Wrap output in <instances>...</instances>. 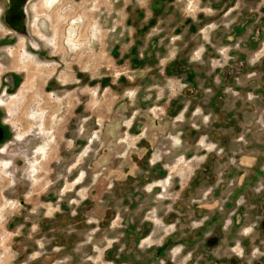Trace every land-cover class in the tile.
Wrapping results in <instances>:
<instances>
[{
  "label": "rangeland",
  "instance_id": "374dc122",
  "mask_svg": "<svg viewBox=\"0 0 264 264\" xmlns=\"http://www.w3.org/2000/svg\"><path fill=\"white\" fill-rule=\"evenodd\" d=\"M53 1L43 53L12 33L0 63V264H264V0H165L174 32L154 0ZM151 19L193 69L147 96L124 54Z\"/></svg>",
  "mask_w": 264,
  "mask_h": 264
},
{
  "label": "crops",
  "instance_id": "0c3cea01",
  "mask_svg": "<svg viewBox=\"0 0 264 264\" xmlns=\"http://www.w3.org/2000/svg\"><path fill=\"white\" fill-rule=\"evenodd\" d=\"M149 8L152 10L154 15H157L158 17H164L162 19V22L165 23L163 25L164 28L160 27L162 32H166L168 30L174 32L177 30V25H180L178 23L179 19L174 10L171 9L168 4H166L165 0L158 2L157 0H154ZM183 23L186 26L185 29L189 31L188 33L193 31L192 23L185 20ZM145 24L141 26V28H139L136 32V34L140 37L143 36L141 40H137V42H142L141 46L136 49L128 44L124 58L127 60L128 66L133 67V69L137 68V70H139V74L137 75V78L141 80L139 90L143 92V95L148 96L151 95V93L147 91L148 89L159 87L158 83H154L155 80L161 79L155 78L157 75L161 74L163 76H170V74H178V72L175 70V67L176 69L177 67H181L184 69V73L188 75L191 73L190 70L192 71L193 65L190 63V59L187 58V55L178 56L180 51L178 52L176 48L173 49L171 45L168 46V42L165 41L163 37H153V31L155 32V29L153 28L154 26H157L154 24V19L147 20ZM195 29H197L196 26L194 27V30ZM168 35L169 34H167V36ZM120 41L123 42V40ZM138 106L140 105L138 104ZM131 125V127L135 126L139 128L143 124L132 122Z\"/></svg>",
  "mask_w": 264,
  "mask_h": 264
},
{
  "label": "flooded vegetation",
  "instance_id": "af4514ba",
  "mask_svg": "<svg viewBox=\"0 0 264 264\" xmlns=\"http://www.w3.org/2000/svg\"><path fill=\"white\" fill-rule=\"evenodd\" d=\"M36 0H27L26 1V3L24 4V13H25V16L27 17V23L28 22H30L29 21V15H30V10H29V5L31 4V2H35ZM15 3H17L18 2V0H15L14 1ZM226 1L225 0H222L221 1V3H219L218 4V8H220L221 7V5L223 4V3H225ZM2 3H3V9H2V12L0 13V19H1V21H2V23L8 28V26H7V24H6V22H5V20H4V12L6 11V9H7V5H8V3H6V0H2ZM27 11H28V13H29V15H28V13H27ZM27 25V27H28V24H26ZM7 30H9V28L7 29ZM7 33H9V34H7L1 41H0V51H3V53L0 55V63H4V64H6V62L8 61L7 60V58L5 57V55H4V52H6L5 50L9 47V45L8 44H12L11 43V39H12V31L11 30H9V31H7ZM30 34V36L33 38V40H34V42H35V46L34 47H31V46H29L26 42H25V39H23V41H24V45H25V48L27 49L28 48V51L29 52H31V53H35L38 57H39V55H41L42 53H43V47H42V45L39 43V42H37V40H36V38L33 36V35H31V33H29ZM16 37V36H15ZM228 40V39H227ZM225 41V40H224ZM2 45V46H1ZM10 49H12V47H10ZM44 55L47 57V56H50V55H47L46 53H44ZM2 59V60H1ZM174 69V68H173ZM177 69H180L179 71V73H181V72H184V71H181V67H177ZM175 70H176V67H175ZM187 72V71H186ZM188 73V72H187ZM18 79H20V77L19 76H17V75H15L14 73H12V71H10V69L9 70H7L6 71V73H5V75L4 76H2L1 77V79H0V95H1V93H4V92H10V91H12V89L17 85V83H18ZM52 87H55V84L52 86ZM1 108V107H0ZM177 108H178V106L177 105H175L174 103H171V106H170V108H169V111H171V109L172 110H177ZM4 119H2V112H1V110H0V152H2V150L4 149L5 150V154H7V153H9V152H7L6 151V149L8 148V144H6L7 143V135L9 134V132H8V129L6 128V126L4 125V121H3ZM152 125H153V127H155L154 126V124L152 123ZM135 129H137V127H135ZM134 130V129H133ZM0 155H1V153H0ZM143 155H145V154H143ZM142 159L144 158V157H141ZM3 161V159L2 158H0V162H2ZM151 166H153V168L150 170V173L151 174H153V175H159V170H160V168H159V166H157V168H156V165L154 164V165H151ZM148 173H149V171H148ZM143 179H144V177H143ZM146 179V178H145ZM155 184V183H154ZM153 184V185H154ZM152 185V186H153ZM154 188H159V187H153L152 188V191H153V189ZM151 191V192H152ZM232 226H236V225H233V223H232ZM231 226V227H232Z\"/></svg>",
  "mask_w": 264,
  "mask_h": 264
},
{
  "label": "water",
  "instance_id": "95a60500",
  "mask_svg": "<svg viewBox=\"0 0 264 264\" xmlns=\"http://www.w3.org/2000/svg\"><path fill=\"white\" fill-rule=\"evenodd\" d=\"M14 1L15 0H6L8 5L4 12V20L9 30H11L15 36H23L25 42L29 46L34 47L35 42L26 28L27 17L24 13V4L27 0H18L17 3Z\"/></svg>",
  "mask_w": 264,
  "mask_h": 264
},
{
  "label": "bare ground",
  "instance_id": "6f19581e",
  "mask_svg": "<svg viewBox=\"0 0 264 264\" xmlns=\"http://www.w3.org/2000/svg\"><path fill=\"white\" fill-rule=\"evenodd\" d=\"M55 1V0H54ZM54 1L53 2H51L50 3V5H51V7H53L54 5H55V3H54ZM33 2H31V4H32ZM30 4V5H31ZM30 5H29V7H30ZM27 13H28V11H27ZM28 15H29V13H28ZM31 16V15H30ZM30 26H31V19H30V23L28 24V29L30 30V33H31V28H30ZM31 35H33L32 33H31ZM34 36V35H33ZM19 38H22V37H19ZM36 38V37H35ZM36 40H37V42H39L40 43V41L36 38Z\"/></svg>",
  "mask_w": 264,
  "mask_h": 264
}]
</instances>
